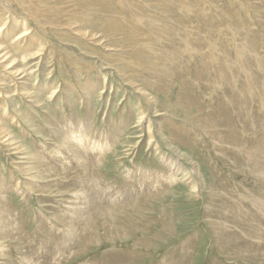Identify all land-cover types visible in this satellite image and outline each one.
Here are the masks:
<instances>
[{"label":"rangeland","instance_id":"1","mask_svg":"<svg viewBox=\"0 0 264 264\" xmlns=\"http://www.w3.org/2000/svg\"><path fill=\"white\" fill-rule=\"evenodd\" d=\"M0 264H264V0H0Z\"/></svg>","mask_w":264,"mask_h":264},{"label":"bare ground","instance_id":"2","mask_svg":"<svg viewBox=\"0 0 264 264\" xmlns=\"http://www.w3.org/2000/svg\"><path fill=\"white\" fill-rule=\"evenodd\" d=\"M81 142V141H80Z\"/></svg>","mask_w":264,"mask_h":264}]
</instances>
